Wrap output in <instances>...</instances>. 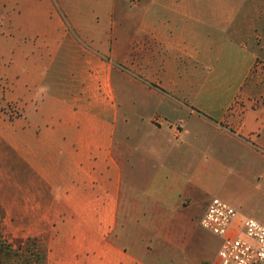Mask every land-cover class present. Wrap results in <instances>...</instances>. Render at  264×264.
Segmentation results:
<instances>
[{
  "label": "crops",
  "instance_id": "obj_1",
  "mask_svg": "<svg viewBox=\"0 0 264 264\" xmlns=\"http://www.w3.org/2000/svg\"><path fill=\"white\" fill-rule=\"evenodd\" d=\"M118 1L98 18L105 5L90 0H0L15 39L0 153L14 154L18 210L50 236L44 264H214L216 252L177 255L188 197L223 169L201 149L239 155L262 184L247 216L264 224V0ZM149 99L158 110L138 114ZM152 159L163 166L148 176Z\"/></svg>",
  "mask_w": 264,
  "mask_h": 264
},
{
  "label": "rangeland",
  "instance_id": "obj_2",
  "mask_svg": "<svg viewBox=\"0 0 264 264\" xmlns=\"http://www.w3.org/2000/svg\"><path fill=\"white\" fill-rule=\"evenodd\" d=\"M90 1L103 3L105 5L106 9L101 8L102 11L98 12V18L101 17L102 14L107 17V8L112 2L116 5V12L118 11L117 7L120 5L118 0ZM124 2L127 8L133 7V4H142L144 0H124ZM60 12L63 17H69L65 15L62 10H60ZM77 12L78 11L73 10L72 17H80V13ZM84 12V17L94 18L96 16L91 9ZM109 16H111L110 13ZM0 34V114H5L9 122L8 124H10V121L15 118L14 101L6 104L2 103V101L4 99V93L9 91L13 84V81L9 79L12 75H9L6 71H10L11 68H14V54H10V47L14 45L15 39L14 36L11 37V35L7 34V27L0 26ZM247 45L249 46V42H247ZM263 69L264 63L260 61L256 70L263 73ZM7 74L9 76H7ZM143 92L144 91H142V93ZM132 94L134 95V93ZM137 98V95L134 97L132 96L131 100H133L134 104L138 105ZM157 108V101L149 99L148 105L146 107L137 108V112L142 116L150 117ZM209 149L210 151H206V148L201 149L200 162L204 163L206 159L214 158L217 159L218 162H221L220 164H222L223 169L210 170L209 177H205L204 174H201V183L205 185L206 191L198 192L188 197V206L184 209V216L181 219L180 225V232L183 237L181 243L183 242L184 247L177 252L178 257H182L184 260L202 254L207 262H211L219 246V239L199 226V219L210 200L213 198L221 199L236 210L250 216L252 210L256 209L257 211V208L260 207L261 196L260 191H257V182L251 180V184L253 185H250L248 179L244 175L239 155H228L227 153L215 151V149ZM174 155L176 156L175 153ZM164 158L168 168L176 172V166L178 164L176 159L173 160V157L170 155ZM161 166H163L161 159H152L146 164L143 172H146L148 176H153L156 173L160 174ZM141 182L143 183L144 180H141ZM261 186L262 184H259V187ZM152 188L153 191L159 192V186L152 185ZM18 208L19 204L16 201L15 191L14 154L8 150L7 154L3 152L0 153V264H44L42 260L45 250L42 246H46L50 236L48 234H40L39 237L32 236L33 219L31 217L22 218ZM128 220L129 219H121V222L127 223ZM140 220L143 221L141 225L148 229L154 225L157 219H130L136 226V222ZM151 232L152 230L150 229L148 230V234L144 235V238H148L149 243L152 241ZM131 242L135 244L138 241L136 242L134 238L133 241L130 239L129 243Z\"/></svg>",
  "mask_w": 264,
  "mask_h": 264
},
{
  "label": "built area",
  "instance_id": "obj_3",
  "mask_svg": "<svg viewBox=\"0 0 264 264\" xmlns=\"http://www.w3.org/2000/svg\"><path fill=\"white\" fill-rule=\"evenodd\" d=\"M199 226L219 239L214 264H264V224L225 201L210 200Z\"/></svg>",
  "mask_w": 264,
  "mask_h": 264
},
{
  "label": "trees",
  "instance_id": "obj_4",
  "mask_svg": "<svg viewBox=\"0 0 264 264\" xmlns=\"http://www.w3.org/2000/svg\"><path fill=\"white\" fill-rule=\"evenodd\" d=\"M35 243V242H34ZM42 261H45V256L43 257V260Z\"/></svg>",
  "mask_w": 264,
  "mask_h": 264
}]
</instances>
